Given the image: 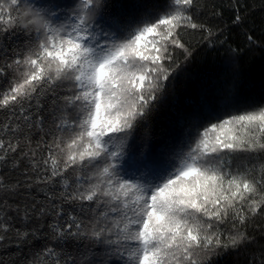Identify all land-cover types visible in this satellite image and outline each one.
I'll return each mask as SVG.
<instances>
[{"label": "snow or ice", "instance_id": "snow-or-ice-1", "mask_svg": "<svg viewBox=\"0 0 264 264\" xmlns=\"http://www.w3.org/2000/svg\"><path fill=\"white\" fill-rule=\"evenodd\" d=\"M0 252L264 264V0H0Z\"/></svg>", "mask_w": 264, "mask_h": 264}, {"label": "trees", "instance_id": "trees-1", "mask_svg": "<svg viewBox=\"0 0 264 264\" xmlns=\"http://www.w3.org/2000/svg\"><path fill=\"white\" fill-rule=\"evenodd\" d=\"M215 2H216V3H220L221 0H215ZM249 2L251 3L252 0H249ZM259 2H260V0H255V3L259 4ZM193 39L195 40V38H193ZM219 55H220V56H223V55H224V53H223L222 50H221V52L219 53ZM257 55H259V54L257 53ZM198 56H199V53H198ZM208 58H209V59L211 58V54H209V57H208ZM202 67H212V65H202V64H199V63H196V64H193V65H192L193 70H199V69L202 68ZM0 255H6V254L3 253V252H0Z\"/></svg>", "mask_w": 264, "mask_h": 264}]
</instances>
